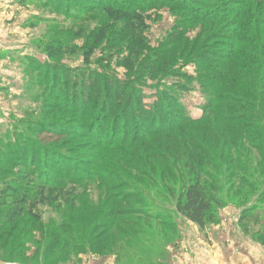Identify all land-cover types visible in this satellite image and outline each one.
<instances>
[{"label": "trees", "instance_id": "1", "mask_svg": "<svg viewBox=\"0 0 264 264\" xmlns=\"http://www.w3.org/2000/svg\"><path fill=\"white\" fill-rule=\"evenodd\" d=\"M91 1L101 6L106 18L115 24L127 26L144 20L143 6L124 9L113 0ZM202 1H208L205 4L210 7L198 10L190 4L191 0L147 1L153 8L170 7L177 12L178 21L165 40V48L157 54L158 58L143 74L136 72V76L125 81L122 89L111 82L113 78L107 73L94 71L95 76L87 83H83L81 75L82 91L72 102L77 107L79 100L84 114L92 110V104L99 109L95 126L89 125L82 132L74 133L96 141L98 151L92 160L73 162L67 153L52 152V155L45 154L44 167L38 171L35 156L39 147L32 149L29 144L25 150L15 136H8L9 128L0 125V144L4 147L0 150L3 156L0 158V191L4 189L2 192L19 196L15 203V222H24L25 228L30 224L45 227L37 213L55 202L53 207L60 210L59 218L52 220L47 232L40 231L49 239V246L61 241L64 250L71 245L73 250L97 251L98 242L111 230L104 240V243L110 242L109 246L102 244L103 254L115 248L119 251L121 245H126V250L135 253L142 262L146 237L142 235L134 245L132 241L147 230L149 222L158 220L161 226L168 227L163 230L165 237L168 229L173 230L176 225L169 213L151 214L145 205L149 196L134 188L130 180L134 172L140 174L139 178H148L152 184L157 182L153 173L163 177L166 172L173 180L178 175L180 186L165 184L158 188V195L168 201L171 196L176 198L177 214L200 228L218 221L219 210L227 205L224 193L237 194L239 201L243 200L241 221L259 209L264 202V0ZM196 30L199 32L192 38L191 33ZM125 35V39L118 41L125 43L122 45L129 50L125 66L133 67L134 59L140 60L148 45L141 33L127 31ZM96 40L97 48L102 46L109 40L107 32L103 31ZM47 50L50 59L61 53L51 47ZM95 52L96 48H91L86 54L85 69H90ZM189 62L196 64L195 79L175 71V66L182 67ZM158 72L186 82L163 86L152 96L153 103L147 104V87L141 81ZM193 80L200 85L205 99L200 118L190 115L181 100L183 94L192 89ZM99 89L102 94L106 93L107 102L102 103L100 96L95 97ZM134 107L136 116L131 113ZM114 117L117 124L112 138L108 139L105 127ZM120 123L126 129L123 138H119L117 130ZM133 123L137 124V129L132 133ZM15 126L16 123L13 127L17 134L19 130ZM27 155L31 159L28 168L23 163L28 160ZM13 164L24 167L19 168L21 172H15ZM221 166L225 168L226 179H232L227 190ZM4 175H9L12 182L5 180ZM22 181L27 184L16 185ZM92 186L101 196L100 200L88 202L93 194ZM31 193L35 196L29 197ZM256 199L258 202H254ZM128 202L136 204L123 206ZM2 204L5 201L1 196L0 206ZM25 228L24 236L37 231ZM99 229L102 234L94 235ZM63 231L70 233L64 240ZM20 237L18 234L21 242Z\"/></svg>", "mask_w": 264, "mask_h": 264}, {"label": "rangeland", "instance_id": "2", "mask_svg": "<svg viewBox=\"0 0 264 264\" xmlns=\"http://www.w3.org/2000/svg\"><path fill=\"white\" fill-rule=\"evenodd\" d=\"M19 1L22 0H0V125L7 126L11 131L8 136H15L17 141L25 146V150L29 144L32 149L39 147L35 156L38 171L44 167L45 154L52 155V152L67 153L73 162L92 160L98 151L96 141L85 139L81 133H74L89 125L95 126L99 109V106L92 104V110L84 114V106L79 104L80 101H77V107L72 102L82 91L81 75L84 83L91 76H95L94 71L107 73L113 78L110 79L111 82H115L116 86L122 89L125 81L136 76V72L143 74L151 62L158 58L157 54L165 48V40L177 24V12L165 5L153 8L150 2H147L153 0H113L124 9L143 6L144 20L139 24L126 26L110 22L102 7L96 6V2L91 0H28L26 3ZM69 2L72 5L69 6ZM207 2L191 0L190 4L198 10H204L205 6H209L205 4ZM103 31L107 32L109 40H105L103 45L97 48L96 39L102 36ZM127 31L131 34L141 33L148 45L142 58L134 59L133 67L125 66L129 59V50L124 47L126 45H122L125 43L118 41L120 38H126ZM198 32L199 30L192 32L191 37L195 38ZM49 47L61 53L50 59V51L47 50ZM91 48H96V52L91 58L90 69H85L84 58ZM39 63L41 66H38ZM175 71L189 74L188 76L194 79L197 77L196 64L192 62L182 67L175 66ZM160 75L162 74L158 72L141 81L147 87V104L153 103L152 96L163 86L173 87L178 82H186L185 79L174 75ZM190 85L192 89L184 93L181 100L190 115L200 118L203 115L201 107L205 99L196 80ZM101 90L96 92L95 97L100 96L99 99H102L103 103L107 95L102 94ZM131 113L137 115L136 107ZM116 122L117 117L111 118L105 127L104 133L108 139L113 136ZM15 123L16 130H19L17 134L14 133ZM118 126L119 138H123L126 131L124 124L120 123ZM133 127L131 132L137 129V124L133 123ZM2 145L3 143L0 144V150L4 148ZM2 157L0 155V158ZM27 158L23 163L28 168L31 159L29 156ZM13 165L11 167L15 172H21L19 168L24 167L20 164ZM221 171L223 185L227 190L232 184V179H226L225 168L222 166ZM153 175L157 179L154 184L148 178H139L138 172H134L130 180L134 188L149 196L145 205H148L151 214L163 216V213H169L176 227L172 228L173 230L168 229L170 236L168 234L165 237L163 230L165 232L168 227L161 226L162 223L158 220L149 222L147 230L132 241L134 245L142 235L146 237V251L141 254L145 260L142 262L135 253L130 254L126 250V245H121L119 251L115 248L105 253L112 255L103 254L101 247L111 230L107 231L102 242H98L100 246L97 251L73 250L71 245L64 250L61 241L56 246H49V239L44 238L40 231L47 232V226L52 220L59 218L60 210L53 207L55 202L52 207L44 206L37 213L45 227H41L38 222L36 226L30 224L25 228L24 222H15V203L19 196L9 191L2 192V189L0 197L2 196L5 204L0 206V264H264V202L259 205L257 211L241 221L243 200L241 203L237 194L228 196L224 193L227 205L219 210L218 221L209 222L204 228H200L181 214H177L176 198L171 196L168 201L158 195V188L165 184L174 183L178 188V175L174 180L166 172L163 177L154 173ZM4 176L5 180L12 182L9 175ZM22 184L27 182L16 183ZM90 189L93 194H90L88 202L100 200L101 195L97 190H94L93 186ZM32 196L35 194L29 195ZM254 202H258L257 199ZM133 204L136 202L124 203L123 206L129 207ZM24 228H35L37 231L28 232L27 236H24ZM101 232L102 229H99L94 235L102 234ZM18 234H21V242L17 239ZM62 234L64 240L70 233L63 231ZM109 244L110 242L104 243L105 247Z\"/></svg>", "mask_w": 264, "mask_h": 264}]
</instances>
